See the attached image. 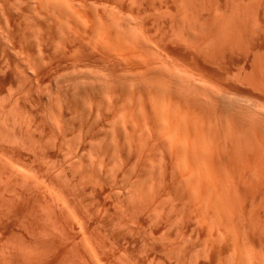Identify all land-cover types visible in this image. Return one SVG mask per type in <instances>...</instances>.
Returning <instances> with one entry per match:
<instances>
[{
    "label": "bare ground",
    "instance_id": "bare-ground-1",
    "mask_svg": "<svg viewBox=\"0 0 264 264\" xmlns=\"http://www.w3.org/2000/svg\"><path fill=\"white\" fill-rule=\"evenodd\" d=\"M0 264H264V0H0Z\"/></svg>",
    "mask_w": 264,
    "mask_h": 264
}]
</instances>
